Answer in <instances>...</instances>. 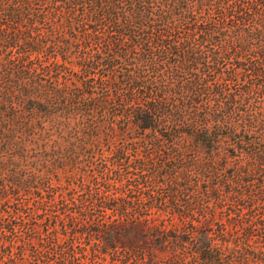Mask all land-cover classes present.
Returning <instances> with one entry per match:
<instances>
[{"label": "trees", "instance_id": "trees-1", "mask_svg": "<svg viewBox=\"0 0 264 264\" xmlns=\"http://www.w3.org/2000/svg\"><path fill=\"white\" fill-rule=\"evenodd\" d=\"M115 101L126 118L120 131L113 123L88 124L78 134L85 123L78 114H104ZM128 128L137 136L117 148V158H143L141 166L150 163L144 158L182 160L151 163L174 193L173 206L160 211L170 208L180 220L152 221L140 195L121 198L118 218L89 224L103 243L93 253L141 249L151 255L145 264H156L167 239L185 251L193 234L202 245L195 251L217 264L222 250L211 247L208 229L215 224L239 241L226 247L232 264H259L264 244L251 239L264 242V218H244L234 208L222 221L217 211L228 202L264 208V0H0V238L7 236L10 195L42 196L43 179L6 174L17 165L6 158H94L101 131L110 141ZM142 139L155 152L139 157ZM239 158L249 162L236 175L220 173Z\"/></svg>", "mask_w": 264, "mask_h": 264}, {"label": "rangeland", "instance_id": "rangeland-1", "mask_svg": "<svg viewBox=\"0 0 264 264\" xmlns=\"http://www.w3.org/2000/svg\"><path fill=\"white\" fill-rule=\"evenodd\" d=\"M230 84L234 90L239 88L235 81H231ZM96 94H102L99 86L96 87ZM109 110L102 114L98 108H95L91 112H86L84 116L78 114L77 118L85 121L84 126L80 125L78 134L81 136L85 130H89L88 124L92 129L97 124L113 123L120 131L126 120L120 102H112ZM137 132L135 129L128 128L120 136L109 137L111 140L107 141L106 133L101 131L100 143L98 146L95 145L94 158H6L9 162L17 163V165L9 164L8 169L5 170L6 174L38 177L43 179V182L40 184L42 196H34L24 191L19 195L9 196L11 205L8 206V210L12 214L4 215L8 217L5 219L7 220L5 224L9 221V225L7 224V227L5 224L2 225L7 236L0 238V264H145L151 260V255L141 249L128 252L122 250V247L109 248L104 256L94 254L93 247L97 243L99 245L103 243L100 234L89 228L90 223L95 225L98 223L101 226L118 218L120 214L117 208L121 205V198L138 195L144 203L151 206L147 208L146 216L152 218V221L164 220L165 224L170 226L172 220H180V215L178 213L174 215L170 208L169 211H160V208L173 206V204L170 205V199L174 193L167 177L165 179L155 177L157 172L154 171L151 163L154 161L175 165L183 164L182 160L180 158H144L150 163L141 166L137 160L143 158L129 155L130 158H123L125 162L121 164V158L115 155L117 148L121 147L123 142L126 144L132 142ZM138 144L141 151L139 157L155 152L153 146L145 143L143 139ZM184 159L205 160V158ZM247 162H249L248 158L228 161L220 173L228 177L236 175ZM249 166L257 169L258 165ZM79 176H83L85 185L81 183ZM148 193L153 194L157 199L153 201L148 199L146 196ZM94 195L103 196L106 201H92ZM61 199H65V205L61 203ZM39 201L49 203L42 207ZM234 208L237 210L241 208L244 218H247L248 214L255 220L264 218V208L254 209L243 203L231 205L229 202L223 206V212H220V209L217 211L218 218L225 221L229 214L234 216L236 214ZM196 218L204 220L199 211L196 212ZM27 221L29 224L25 225ZM230 228L231 225L227 222L224 231ZM208 229L214 236L211 247H221L222 250L217 255V264L235 263V258L226 251V247L236 246L239 241L234 236L227 240L219 232L218 225L214 224ZM0 233L3 234L1 230ZM190 236L188 246L193 247V251L188 246L185 251L182 248L175 249L174 243L167 239V251L157 253L153 262L156 264H210L209 260H205L199 252L195 251L202 245L197 244L195 235ZM14 242L15 245L10 250L4 251V246ZM251 242L253 245L264 244L257 237L251 239ZM71 247L75 248V258L71 255ZM73 260H75L74 263H71ZM259 264H264V259Z\"/></svg>", "mask_w": 264, "mask_h": 264}]
</instances>
